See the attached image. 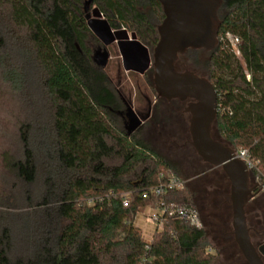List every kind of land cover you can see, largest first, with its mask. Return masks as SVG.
<instances>
[{
  "label": "trees",
  "instance_id": "trees-1",
  "mask_svg": "<svg viewBox=\"0 0 264 264\" xmlns=\"http://www.w3.org/2000/svg\"><path fill=\"white\" fill-rule=\"evenodd\" d=\"M218 16L214 132L264 167V0H223ZM93 17L122 46L150 47L152 57L164 18L157 0H0V264H217L227 245L247 264L233 239L222 169L221 201H209L222 209L208 212L221 233L214 253L190 188L163 198L150 192L162 172L187 178L140 129L128 134L130 105L94 59L106 49ZM226 34L241 41L243 63ZM162 200L168 211L192 209L199 218L166 216L146 243L136 217Z\"/></svg>",
  "mask_w": 264,
  "mask_h": 264
},
{
  "label": "water",
  "instance_id": "water-1",
  "mask_svg": "<svg viewBox=\"0 0 264 264\" xmlns=\"http://www.w3.org/2000/svg\"><path fill=\"white\" fill-rule=\"evenodd\" d=\"M163 12V21L157 28L158 41L152 53L153 86L158 99L188 106L191 114L189 134L191 144L204 163L222 169L230 184V204L234 239L247 264H264V245L259 252L254 248L246 208L260 192L252 185L246 165L236 159L235 151L215 141L213 124L217 118V93L212 84L191 72H178L176 63L187 50L210 51L218 46L221 21L218 11L223 0H157ZM143 49L140 50V52ZM109 54L97 51L94 59L105 68ZM129 135L137 132L145 122L131 107L126 113ZM255 231V230H254Z\"/></svg>",
  "mask_w": 264,
  "mask_h": 264
},
{
  "label": "rangeland",
  "instance_id": "rangeland-1",
  "mask_svg": "<svg viewBox=\"0 0 264 264\" xmlns=\"http://www.w3.org/2000/svg\"><path fill=\"white\" fill-rule=\"evenodd\" d=\"M90 24L93 31L102 37L104 49H106L109 54L106 67L104 68L105 72L109 76L113 86L117 88L127 100L131 99L132 109L135 110L146 107L147 103L145 101V97H148L149 100L152 101L153 106V103L157 101V108L159 110H166L168 108H182L183 110L185 106L183 103H179L178 101L167 103V101L159 100L157 98L153 86V71L150 70L152 67L150 47L148 49L144 48L141 52L133 51L129 46L126 47L123 45V47L121 45V42L118 41L116 34L113 31H109L107 29V26L103 24L102 19L93 17V20ZM108 33H110L111 38H107ZM128 33L130 41V39H132V33L131 31H128ZM233 50L236 52L235 48ZM100 51L102 52L103 49ZM234 55L238 58L239 62L243 63L242 56L237 54ZM125 58H127L129 62L130 69H128L124 63ZM243 66L245 67L244 64ZM245 74L246 76L250 77V73L248 71H246ZM172 114L169 112L167 115H165V113H163V115L161 114V117L165 119L166 123L163 125L159 124L157 129H152L149 127L150 129L147 131L141 130L140 138L159 156L180 167L183 176L187 178L186 182H189V187L194 193L195 202L201 212L207 210L206 213L209 211H216L221 214V206H217V208L214 209L212 208V204H209V201H211L213 196H215L214 200H216L218 203L221 201L219 192L213 190L214 188L207 184L208 178L206 175L202 174L204 178L203 180H198L195 177V173L197 171L213 176H215L216 173L211 171L207 165H200L197 167V164L201 163L199 161L200 159L197 157L191 145L186 143V141H190V137H187L185 131L182 128H179V124H173V118L170 117ZM173 116L175 117V114H173ZM196 184H198L199 187L194 189L192 186ZM225 186L227 187V185ZM211 190H213V192H211ZM255 202L261 203L263 205L262 211L264 212V192L259 195L254 200V202H252V204ZM220 214H218V217ZM147 216L148 213L139 214L136 217L135 225L141 229L143 240L146 243H149L154 232L157 230V228L160 229V227L149 221ZM260 217L261 215H259L258 218L260 219ZM204 224L206 228L210 225V223ZM233 248H235L233 245H227L222 251V256L219 258L217 264H246L240 258V255L236 249Z\"/></svg>",
  "mask_w": 264,
  "mask_h": 264
},
{
  "label": "flooded vegetation",
  "instance_id": "flooded-vegetation-1",
  "mask_svg": "<svg viewBox=\"0 0 264 264\" xmlns=\"http://www.w3.org/2000/svg\"><path fill=\"white\" fill-rule=\"evenodd\" d=\"M218 48H219V43H218L217 47H215L214 49H212L210 51H207L205 49L187 50L184 54L180 55L178 60H177V63H176L177 71L178 72H191L200 78H205L214 87V85L211 81L210 61H211V58L213 57L214 53L218 50ZM214 89H215V87H214ZM215 91H216V89H215ZM125 99H126V97H125ZM145 99H146L145 101L147 103L146 107H144L142 109H135V110L133 109V111L137 114V116L139 118H145L146 119L145 122L143 123V125L140 127V130H143V131L146 130L147 131L150 129L149 127H151L152 129H157V126L159 124L163 125L164 123H166L165 119L161 117V114L163 115V113H165V115H167V113L169 112L170 114H172V113L175 114V117L173 116V114H172V116H170L171 118H173V124L174 123L179 124V128H182L185 131V133L187 134V137H190L189 122L191 119V114L189 112L188 106L193 103L192 101L184 102L183 105H185V106H184L183 110H182V108H180V109L168 108L166 110H164V109L159 110L157 108V101L153 103L154 104V106H153L152 101H150L148 97H145ZM126 101L129 103L130 107L132 108L131 99H129V100L126 99ZM167 103H170V102L167 101ZM179 103H181V102H179ZM217 105H218V103H217ZM217 113H218V111H217ZM211 136L215 141L220 142L218 136L214 132V124H213V128H212ZM186 143L187 144L189 143V145H191V147H192L191 137H190V141L188 140V141H186ZM192 149L194 150L193 147H192ZM195 153H196V151H195ZM196 155H197V153H196ZM197 157L200 159L199 161L201 162V163L197 164V167H199L200 165H207L211 171H214L216 173V169L214 167H212L211 165H209L207 163H204L198 155H197ZM202 174L206 175V177L208 178L207 184L210 187H213L214 188L213 190H216L217 192L221 191L223 181H220L219 177H216L217 174L215 176H213V175H209L207 173H200L199 171H197L195 173L196 179L203 180L204 178H203ZM223 185H228V183L224 182ZM192 187L194 189H197L199 187V185L196 184V185H193ZM229 187H230V184H229ZM213 190H211V192H213ZM262 193L260 192L253 200H251V202L248 204V206L246 208L248 228H249V230L251 228H253L255 230V231L250 230L251 241H252L254 248L258 252H259L260 248L264 245V212L262 211L263 205L261 203L255 202L252 204V202H254V200L259 195H261ZM229 200H230V189H229ZM259 215H261L260 219L258 218ZM261 257H262V261L264 263V256H261Z\"/></svg>",
  "mask_w": 264,
  "mask_h": 264
},
{
  "label": "built area",
  "instance_id": "built-area-1",
  "mask_svg": "<svg viewBox=\"0 0 264 264\" xmlns=\"http://www.w3.org/2000/svg\"><path fill=\"white\" fill-rule=\"evenodd\" d=\"M224 43L229 44L232 49H236L235 54L241 55L239 46L241 41L239 38L226 34L224 37ZM247 80H250V77L247 76ZM217 111H220V105H217ZM236 159L241 160L247 167L251 182L253 185H257L258 189H261V192H264V170L261 162L252 158L248 151L238 150L235 151ZM187 184L185 180H182L178 177L173 171H165L160 173L158 184L150 191L158 197L163 198L169 191L181 192L186 188ZM124 206L127 207L131 199L130 194L123 195ZM148 213L147 219L152 223L156 224L161 230L163 228L165 217L168 216L178 221L183 222H194L198 220V214L192 209H179V210H167L165 202L162 200L156 206V208H147L142 214Z\"/></svg>",
  "mask_w": 264,
  "mask_h": 264
},
{
  "label": "crops",
  "instance_id": "crops-1",
  "mask_svg": "<svg viewBox=\"0 0 264 264\" xmlns=\"http://www.w3.org/2000/svg\"><path fill=\"white\" fill-rule=\"evenodd\" d=\"M187 183V182H186ZM190 185H189V182L187 183V187L188 188H190L189 187ZM207 212V210H205V211H200V217H201V219H202V221H203V223H210V225H209V227H205V229H210V231L212 232V236L209 238L210 239V241H211V244H212V246H211V248H210V250H212V251H210L211 253H213L214 252V250H213V248H217L218 247V243H219V241H218V239H220V236H221V233H220V231L218 230H216V226H215V223L213 222V217H212V215H210V214H208V213H206ZM205 225V224H204ZM230 225H231V229H232V234H233V239H234V233H233V228H232V214H231V223H230ZM215 229V230H214ZM214 230V231H213ZM217 241H218V243H217ZM234 241H235V239H234ZM235 244H236V242H235ZM237 245V244H236ZM238 247V246H237Z\"/></svg>",
  "mask_w": 264,
  "mask_h": 264
}]
</instances>
